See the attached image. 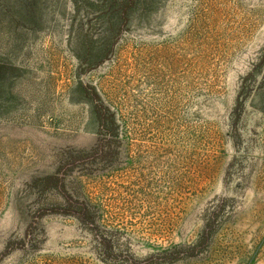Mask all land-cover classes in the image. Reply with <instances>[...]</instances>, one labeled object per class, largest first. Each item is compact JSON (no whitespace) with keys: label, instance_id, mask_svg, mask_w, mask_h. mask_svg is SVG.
<instances>
[{"label":"rangeland","instance_id":"obj_1","mask_svg":"<svg viewBox=\"0 0 264 264\" xmlns=\"http://www.w3.org/2000/svg\"><path fill=\"white\" fill-rule=\"evenodd\" d=\"M0 264H264V0H0Z\"/></svg>","mask_w":264,"mask_h":264}]
</instances>
